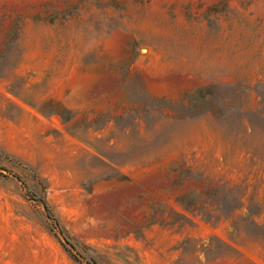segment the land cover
Returning a JSON list of instances; mask_svg holds the SVG:
<instances>
[{
    "label": "rangeland",
    "instance_id": "obj_1",
    "mask_svg": "<svg viewBox=\"0 0 264 264\" xmlns=\"http://www.w3.org/2000/svg\"><path fill=\"white\" fill-rule=\"evenodd\" d=\"M0 264H264V0H0Z\"/></svg>",
    "mask_w": 264,
    "mask_h": 264
},
{
    "label": "trees",
    "instance_id": "obj_2",
    "mask_svg": "<svg viewBox=\"0 0 264 264\" xmlns=\"http://www.w3.org/2000/svg\"><path fill=\"white\" fill-rule=\"evenodd\" d=\"M70 244H71L72 247L75 246L74 243H70ZM65 247H66V249L70 252V254H71L73 257L76 258V255H75L74 253L71 252L70 248H69L68 246H65ZM78 254L81 255L79 252H78ZM92 262H95L93 258H92Z\"/></svg>",
    "mask_w": 264,
    "mask_h": 264
}]
</instances>
